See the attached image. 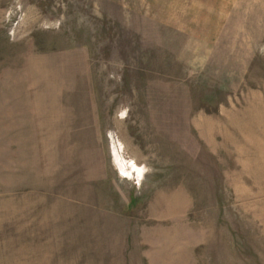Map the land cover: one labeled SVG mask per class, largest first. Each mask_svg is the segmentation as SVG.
I'll use <instances>...</instances> for the list:
<instances>
[{
  "label": "rangeland",
  "instance_id": "1",
  "mask_svg": "<svg viewBox=\"0 0 264 264\" xmlns=\"http://www.w3.org/2000/svg\"><path fill=\"white\" fill-rule=\"evenodd\" d=\"M0 264H264V0H0Z\"/></svg>",
  "mask_w": 264,
  "mask_h": 264
}]
</instances>
